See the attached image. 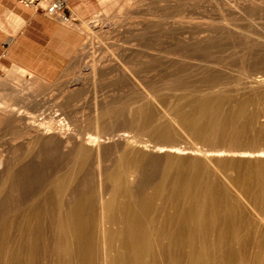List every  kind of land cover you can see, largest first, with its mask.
I'll list each match as a JSON object with an SVG mask.
<instances>
[{
    "label": "bare ground",
    "instance_id": "obj_1",
    "mask_svg": "<svg viewBox=\"0 0 264 264\" xmlns=\"http://www.w3.org/2000/svg\"><path fill=\"white\" fill-rule=\"evenodd\" d=\"M247 1L218 2L219 12L233 9L229 16L222 12V26L177 12L169 28L175 40L201 47L216 34L235 30L245 47L232 82L244 86L251 77L249 86L259 97L237 98L219 87L231 82L218 72L221 59L145 48L143 62L166 63L170 70L179 66L164 80L170 96L144 77L135 98H104L86 121H78L52 98L32 105L56 87L38 73L11 67L13 83L0 81V264H264V149L256 148L264 145V121L253 107L264 99V33L241 25L254 22L247 10L258 3ZM170 54L177 55L174 61ZM182 72L198 81L177 78L185 88L175 92L173 77ZM214 73L209 80L217 87L198 85ZM78 81L58 90L69 102L78 97ZM26 85L32 90L28 96L21 93ZM179 135L228 148L177 146Z\"/></svg>",
    "mask_w": 264,
    "mask_h": 264
},
{
    "label": "rangeland",
    "instance_id": "obj_2",
    "mask_svg": "<svg viewBox=\"0 0 264 264\" xmlns=\"http://www.w3.org/2000/svg\"><path fill=\"white\" fill-rule=\"evenodd\" d=\"M222 1H224V0H81L80 3H82V2H84V3L77 6V8L75 10L73 8L74 11L72 13V16L70 14V10H69L70 8L67 5L66 13H67V15H69V21H64L61 18H57V17L56 18L59 19L65 26L70 27L75 32L76 36H77V34H79V37L76 38V41L74 42V44L71 47H65V49H66L65 53H63V52L59 53L60 54L59 56L61 58H65V60L59 63L60 66L58 69L48 70V71H43V72L36 71V70H27V71H31L32 74L38 73L39 75H41L42 78L44 77V79L46 81H48L49 83H52V86L54 89L56 87V89H55L56 92L52 90V91H50L52 93L48 92L49 94L47 93L46 96H45V94H43L44 99L42 98V95H40L41 97L39 96L40 97L39 102L36 100V101H32L30 103L32 105L43 104V103L46 104L48 101H51V98H52V99H54V101L52 100V104H55L56 102H58L59 104H62L63 111L65 110L63 112L64 115H66V116L67 115L71 116L72 114L74 116L77 115L76 119H78V121H82V120L86 121L90 112L92 110H94L92 108H94V106L97 102L100 103V104L97 103V105H101L103 103L102 99H104V98L112 99V100H116V101H118V100L119 101H121V100L125 101L124 99H126V98H127L126 100L133 99L137 95H139V92L141 91V88H140L141 85L140 84L141 83L144 84L146 82V79H148L147 80L148 83H150L151 79H152L151 82H153V80H156L154 82L157 85H158V83L160 84V86L156 85L157 89L159 91L161 90L162 91L161 93L163 94V96L168 98L170 96V93H169V90L167 89V86H166L164 80L165 81L169 80V76H171V74L173 76V73L179 71V68H177L179 66L175 67L178 70H176L175 68H174V70L168 69L166 67V63L164 65H161L162 67L159 65L154 67V66H152L153 64H151V63L143 62L141 60V55L144 52L146 53V51L147 52H164V51H169V50L175 51V52L178 51L181 54H188V55H189V52L191 51L190 53H192V54H190V55H192V56L194 55V57H201L204 59H208V57H210V56H212V58L210 57L209 59H216V60L221 59L220 61H222L224 63V65L220 68V70L218 72H220V75L226 77V78H222L223 80H228L230 78L231 79L230 84L231 83L232 84L231 85L229 84L230 87H229V85L225 86V84H222L219 87L227 88L228 90H230L232 92L234 91L235 96L237 98L244 99L245 97L250 96V94L258 96V94H260L261 92L260 91L259 92L254 91L252 86L251 87L249 86L251 84L248 81L252 80L251 77L245 78L244 81L247 80L246 81L247 83H244V81H243L244 86L242 84L237 85L236 82H234V81H233L234 84L232 82V80H234V79L237 80L236 76L239 73V69H240V61L238 58H239V56H241L240 55L241 50L243 49V47H245L244 39L243 38L240 39L237 36V34H236L237 32H235V30L234 31L231 30L229 32L224 31L223 33L216 34L212 39H210L207 42V44H204L207 46L209 44L208 47H211V48H207V46L205 47L203 45L205 47L204 48L203 46L201 47L199 45L184 44V43L180 42L179 40H175L176 39V37H174L175 32H173L175 30L173 28L172 29L169 28V26H172V24H173V19L175 18L174 16L176 15L177 17H179L178 13H180V14L185 13L188 15L193 14L194 16L198 15L199 20H204V21H211V19H213V20H216V22H215L216 26H222L223 24L221 25V23H219V20H221L223 17L222 12L225 11L226 13L224 12L223 14L224 15L228 14V16H229L230 13H232V11H233L232 7L231 8L226 7L225 9H223L220 12L218 10H216L215 5L218 2H222ZM243 2L244 3H250L247 0H246V2H245V0H243ZM124 3H126V5H127V6L125 5L126 9L124 7H123L124 9L122 8V5H124ZM257 3L258 4H254L253 6H250V8L247 10L248 14L253 18L254 24L253 23L250 24L245 20H243L244 23L242 21L240 23L242 26L249 25L246 27H251V28L253 27L252 28L253 30H256V28L258 29L260 27L259 28L260 32L262 31V33H264V29H263L264 28V0H257ZM128 5H129V7H128ZM70 7H72V6L70 5ZM253 7H254V9H253ZM214 10H216V11H214ZM39 12H41V11H39ZM217 12H219V13H217ZM41 13H43V12H41ZM162 14H166L167 17H164V15H162ZM218 14H220V16ZM45 15H47V14H45ZM51 17H55V16H51ZM205 17H207V18H205ZM208 17H210L209 20H208ZM116 18H118L119 20L118 19L116 20ZM125 18H128V19H125ZM163 19H165L164 20L165 22L163 21ZM161 20L163 21V23ZM165 23H166V25H165ZM215 25H214V27H215ZM161 26L162 27L168 26L166 29L163 28V30L165 31L168 29L167 32L170 31L172 34L170 32H169L170 34L167 33L166 31L164 32L162 30ZM211 26L213 27V25H211ZM261 26H262V28H261ZM259 30H257V31L259 32ZM141 31L143 32V34L140 33ZM230 32H232V33H230ZM132 34L134 36H132ZM169 35H171V36H169ZM139 36H141V37H139ZM146 36H147V38H146ZM215 37H217V38H215ZM131 38H132V40L130 41ZM214 40H215V42H214ZM217 40L220 42H218ZM234 40H235V42H234ZM238 40H240V41H238ZM236 43L239 46H235V45H237ZM145 44L147 46H145ZM213 44H214V46H213ZM228 45H229V47H228ZM182 46L183 47L186 46V49H185V47L183 48ZM133 47H134V49H133ZM219 47H220V50H217L218 51L217 52L216 49H218ZM231 47H233L234 50H233V48L231 49ZM149 48L151 50L153 48L154 50H152V51L147 50ZM173 48H174V50H173ZM182 49L183 50L185 49L186 51L188 50L189 52L187 51L188 53H185L186 51L185 50L183 51ZM205 49L206 50L209 49V50L206 51ZM235 49L237 50V52L235 51ZM219 51H222V53ZM238 51H240V52H238ZM203 52L205 53L204 55L207 57H205L203 55ZM199 53H200V55H199ZM219 53H221V55ZM172 56H175L173 59V61H174L175 58L177 57V55L173 54ZM172 56L170 54L169 59H172L173 58ZM93 60H95V62H97L96 64L98 66L97 67L98 70H96L97 72L95 73V75H93L91 73V64H92ZM231 60H232V62H231ZM129 61H131V62H129ZM169 62H172V61H169ZM233 63H234V66L231 65ZM0 64H1L0 65V81L4 82L6 80L7 82H9V84L13 83L12 82L13 79L11 78V76L13 77L15 74L13 72H11L12 66L5 65V64H3L2 61H0ZM2 65L5 66L6 68L3 67ZM124 65H127L129 71L126 67L125 68L123 67ZM225 65H227V66H225ZM153 67H154V69H152ZM237 67H239L238 70H237ZM7 68H9V69H7ZM133 68H135V69H133ZM230 68H231V70H230ZM224 69H226L227 71ZM72 71H74V72H72ZM233 71L235 72V76H234V74H231L232 76L228 75V73L229 74L234 73ZM9 74H11V75H9ZM215 74L216 73L209 75V76H205V77L202 76L203 82L198 83V85L200 84L199 85L200 87L203 86L202 88H204V85H205V88H207V86L208 87L211 85L213 86L214 82L212 80L210 81L209 77H212V79H213ZM29 75L30 74H27L25 76L27 78L28 82L31 81V79L28 78ZM135 75H137L136 76L137 78L135 77ZM155 75H157V78ZM216 75H218V74H216ZM172 76H171V78H172ZM228 76H230V77L228 78ZM161 77H163L162 78L163 80L161 79ZM8 78H11L10 79L11 81H8L9 80ZM13 78H15V76ZM26 78H25V80H26ZM173 78H175V79L182 78L184 80L183 81L184 83H186L190 79L193 80L194 82L198 81V80H194L196 78L195 76L192 78L191 75L184 74L183 72L181 74H179V76H174ZM187 78H189V80H187ZM58 79H60V80L62 79V80L60 81ZM15 80H14V82H15ZM76 80L77 81L80 80L77 83V87L80 85L79 89L81 88V90L77 89V87H76V89L79 91L77 94L78 97L76 99V95L74 94L73 95L74 97H72V98H75V100L70 99V102H69L67 93L59 92L58 90L63 91L65 89L64 85H66L67 83L68 84L72 83V81L76 82ZM134 80L136 82H134ZM57 81H59V82H57ZM157 81H158V83H157ZM209 82H210V84H209ZM241 83H242V81H241ZM178 84H180V86H181V83L177 79L176 84H174L175 86L174 85L172 86V87H175L174 88L175 92H178L181 89L183 90L185 88V87H183V88L181 87V89H180ZM235 84H236V86H234ZM163 85L166 87H164ZM176 85H178V86L176 87ZM52 86H51V88H52ZM62 86H64V87H62ZM73 86H76V84H74ZM66 87H68V85ZM138 87L140 88V90ZM214 87H217V86L214 85ZM235 87H236V89H235ZM242 87H244L246 89H243ZM18 88H20V87H18ZM21 88L23 90V91H21V93L24 92L26 96L31 94L30 91H32V90L29 89V86H27V85L22 86ZM237 88H238V90L240 88H241V90L243 89L242 90L243 93L240 90L236 91ZM176 89H180V90H176ZM182 90L180 92H182ZM244 91L246 92V95H245ZM250 91H252L253 93ZM53 92H55V93H53ZM237 92L238 93L241 92L244 96H242L241 93L237 94ZM50 94H52V95L50 96ZM119 94H120V96H119ZM53 95L54 96L56 95L57 97L55 96V98H53L54 97ZM65 95H67V98H65L66 97ZM47 96H48V98H47ZM49 96H50V98H49ZM131 96H133V97H131ZM112 97H114V98H112ZM58 98L60 100L56 101V100H58ZM40 100H42L43 102L41 103ZM65 100H67L68 103H66L67 101H65ZM71 101H73V103ZM259 101H260V103H259ZM259 101H257V103H255V105L253 107L255 109L254 111H256L255 113L259 114V115L256 114L257 120L259 122L260 121L263 122L264 121V118H263L264 117V113H263L264 109L262 110V114L259 113L261 111H258V110L259 109L261 110L264 107V103L263 104L261 103L264 101V99H263V101L262 100H259ZM18 104H23V102H19ZM48 104H51V102ZM63 104H65V106ZM69 106L73 110L69 109V111H68V108H70ZM260 106H261V108H260ZM66 109L68 111V114H66L67 113ZM70 110H71V113H70ZM73 111H75V112H73ZM85 115H86V118H85ZM258 117H259V119H258ZM192 140H193L192 138L189 139L187 137L179 135V136H177L176 140L173 141V143L176 144L177 146H181V147H184V146L185 147H189V146L193 147L194 146V147H198L200 149H206V150L207 149L212 150L215 148L224 149L223 148L224 146H225V149L228 148L224 144L221 145V144H217V143H213V142H211V143L207 142V141L205 142L203 140H194V141H192ZM259 146L260 147L256 146V148L264 149V145L259 144ZM186 155H188V154H186Z\"/></svg>",
    "mask_w": 264,
    "mask_h": 264
},
{
    "label": "crops",
    "instance_id": "obj_3",
    "mask_svg": "<svg viewBox=\"0 0 264 264\" xmlns=\"http://www.w3.org/2000/svg\"><path fill=\"white\" fill-rule=\"evenodd\" d=\"M80 1L67 0L71 16L84 3ZM77 37L79 34L56 17L21 0H0V61L5 65L41 72L58 69L65 60L59 53H65V47H71Z\"/></svg>",
    "mask_w": 264,
    "mask_h": 264
},
{
    "label": "built area",
    "instance_id": "obj_4",
    "mask_svg": "<svg viewBox=\"0 0 264 264\" xmlns=\"http://www.w3.org/2000/svg\"><path fill=\"white\" fill-rule=\"evenodd\" d=\"M21 2L36 11L69 21V15L66 13L67 0H21Z\"/></svg>",
    "mask_w": 264,
    "mask_h": 264
}]
</instances>
